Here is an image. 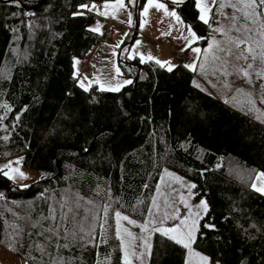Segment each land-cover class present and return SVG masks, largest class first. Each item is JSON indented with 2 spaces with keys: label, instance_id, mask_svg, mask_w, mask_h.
<instances>
[{
  "label": "trees",
  "instance_id": "16d2710c",
  "mask_svg": "<svg viewBox=\"0 0 264 264\" xmlns=\"http://www.w3.org/2000/svg\"><path fill=\"white\" fill-rule=\"evenodd\" d=\"M102 1L110 0H0V159L20 155L42 173L20 187L0 172V246L24 264H126L114 212L143 219L168 167L207 202L198 229L215 225L208 230L219 236L221 259L264 264V194L252 187L264 172V125L179 64L169 72L156 60L127 58L129 39L118 66L131 84L118 92L79 87L73 59L100 41L89 27L94 15L80 6ZM182 1L167 3L203 47L212 19L205 24L195 0ZM144 2L137 0L136 21ZM62 204L73 208L71 221ZM185 257L182 245L153 233L148 264Z\"/></svg>",
  "mask_w": 264,
  "mask_h": 264
},
{
  "label": "rangeland",
  "instance_id": "374dc122",
  "mask_svg": "<svg viewBox=\"0 0 264 264\" xmlns=\"http://www.w3.org/2000/svg\"><path fill=\"white\" fill-rule=\"evenodd\" d=\"M105 3L109 5L108 8L104 7ZM159 3H165L169 11L177 12L164 0H153L152 7H149L145 0L138 9L136 21L135 6L129 4L128 0H125L127 9L124 11L114 7L117 0L90 3V8L86 11L93 14L95 19L89 27L91 29L99 28V31L95 32L100 35V41L84 56L73 59V74L79 73V76L75 77L77 84L82 80L85 88L97 86L100 89L101 84L104 88H108L122 83L123 80H129L122 75L121 71V75L116 74V68L119 67L118 50L129 39V42L132 40V44L127 49V58L135 56L141 60L139 54H143V61L149 60L148 56L150 55L153 60L168 62L171 65L177 63L195 64L196 70H190L195 73L197 82L206 87L218 99H224L227 96V105L264 125V58L259 54L256 59L251 58L253 54L259 53L261 47L264 46V16L255 17L256 22L246 19L245 13L249 9L245 5L248 0H195L199 16L203 13L197 5H207V16L212 19L211 34L207 43L201 47L198 43L195 45L197 39L190 38L193 31L189 25L181 17L180 21H177L175 17L166 14L163 9L154 6ZM92 5H95L94 9L91 8ZM146 7L148 12L145 15L144 8ZM259 11H264V9ZM99 12H107L108 15H99ZM127 12L132 13L131 23H129ZM107 20L114 23V28L117 31L115 38H110L105 34L104 23ZM216 28L223 31L216 32L214 31ZM162 37L167 40L159 45V40ZM214 39L219 42V45L209 50V45ZM236 39L247 41L254 53L250 54L246 45L237 48L229 42ZM197 47L201 49L200 53L192 51ZM220 48L231 49L232 55H228L226 51H220ZM122 55H124L123 52ZM237 56L249 58L237 59ZM164 59L166 60L164 61ZM249 64L252 65L251 68L247 67ZM201 65H203V71H201ZM244 71H247L249 76L245 77ZM97 79L99 84L96 82ZM20 158L22 157L18 155L13 158L0 159V170L7 171L8 176H16L17 173L13 169L22 172L23 177L11 180L23 187L39 180L42 173L37 169L25 166ZM6 165H10V167L5 168ZM260 172L262 171L256 172L252 184L256 183L258 187H264V182L256 180V176ZM190 185H194L190 179L164 167L143 219L134 220L120 211L114 212L115 233L117 235V229H119L120 235L124 237L123 241L118 238L121 259L124 262H126L125 248H127L128 264H148L149 248L145 246L144 242L147 240L150 245L151 236L156 228H171L179 225L180 220L174 218L177 216L186 220L190 225L193 220L197 219V212L204 215L199 206L201 201L205 200L204 198L196 199ZM116 213H120V218L116 217ZM123 217L128 219L125 220ZM199 221L200 219L197 221V227ZM145 226H147L146 229ZM125 229L127 232L124 231ZM211 231L202 229L196 233L197 238L192 244L193 254L190 255L186 250L185 264H202L200 256H207L209 264H229L221 259L219 247L213 246L220 240L219 236L217 237L218 234ZM128 232L132 236H128ZM197 253L199 255H195ZM236 260L234 258L232 263L237 264ZM239 262L241 264L242 261ZM0 264H24V260L0 246Z\"/></svg>",
  "mask_w": 264,
  "mask_h": 264
},
{
  "label": "snow or ice",
  "instance_id": "6c2138e0",
  "mask_svg": "<svg viewBox=\"0 0 264 264\" xmlns=\"http://www.w3.org/2000/svg\"><path fill=\"white\" fill-rule=\"evenodd\" d=\"M19 2H20V0H17V4H19ZM128 3L133 5V6H135L136 3H137V0H128ZM147 3H148L149 7L153 6V0H147ZM171 3H173L174 5H178V4L182 3V0H171ZM154 6L156 8H158V9H163L166 12V14H168L170 16H173V17L176 18L177 21H180V16L177 14V12L169 11L167 9L165 3H159V4H156ZM197 6L200 7L201 13H203V14H201L199 16V19L201 21H203L205 24H208L209 23V18L207 16L208 6L207 5H201V4H198ZM104 7L108 8L109 5L107 3H105ZM114 7H116L118 10H121V11H124V10L127 9V5L125 4V0H117V4ZM221 7H223V5H221ZM245 7L249 9V11H247L245 13V18L246 19H251L252 22H256L255 21V17L264 16V11H259L260 9H264V0H248V3L245 5ZM80 8L89 9L90 6L87 5V4H84V5H81ZM91 8L94 9L95 5H92ZM147 12H148V8L146 7V8H144V14L146 15ZM83 14H84L83 12L74 13V15H83ZM98 14L99 15H105V16L108 15L107 12H99ZM127 15L129 17V23H131V15H132V13L131 12H127ZM90 30L91 31H99V28L90 29ZM214 31L222 32L223 30L220 29V28H216V29H214ZM238 31H239V29H238ZM190 38L191 39H200L199 37L195 36L194 32L191 33V37ZM229 42L234 44V46L237 47V48H240L241 45H246L247 46V51L250 54L254 53V50L251 47V45H248L247 41H245L243 39H236L234 41L230 40ZM218 45H219V42L214 39L212 44L209 45V50H211L214 46H218ZM124 51H126V50H124ZM192 51L196 52V53H200L201 49L197 47V48H193ZM220 51H226L228 55H232L231 49H227L226 50V49L220 48ZM257 54L261 55V57L264 58V46L261 47V50H260L259 53L253 54L251 56V58L252 59H256L257 58ZM139 55L141 56V62H144L143 61V54H139ZM130 58H135V56H132ZM213 58L216 59V57H213ZM248 58L249 57H247V56H237V59H248ZM148 59L152 60L153 57H151L149 55ZM77 63H78V61H77ZM156 63L160 64L161 67H166L167 71H169V72L173 71L174 67H176L175 65H171L168 62H161L159 60H156ZM184 67L190 68L193 71L196 70V65L195 64L184 65ZM247 67L251 68L252 65L249 64ZM201 71H203V65H201ZM116 74L117 75H121L119 67L116 68ZM243 74H244L245 77L249 76V73L247 71H244ZM77 76H79L78 72L74 74V78L77 77ZM96 82L99 84V80L98 79H97ZM132 82H133L132 80H123L122 83H117L114 87L110 86L108 88H104V86L101 84L100 85V90L101 91H105L106 90V91L118 92V91H120V89L124 85L131 84ZM78 84H79V87L85 88V84H84V82L82 80L78 81ZM197 87H199V85H197ZM85 90H87V89L85 88ZM5 139H7V137H5ZM20 159H22V158H20ZM8 167H10V165H6L5 166V168H8ZM13 171L17 173L16 176H8V172L7 171L0 170V172H2V174L4 176H8L9 179H17V178H20V177L24 176V174L22 172H19L16 169H13ZM256 180L264 182V172L258 173L257 176H256ZM189 187L190 188H195V185H190ZM252 187L256 191L264 193V187H258L256 183H253ZM199 207L203 210V214L206 215L208 213L209 209H208L206 201L202 200ZM65 208L67 210V213H73V216L65 215V216L62 217V219L71 221L72 219H74V215H75L74 214V210H73L72 207L62 204L61 205V211H64ZM104 213H105V216H106L107 215V209H104ZM116 217L120 218V213H116ZM50 218L52 220H55L56 216L53 214ZM169 218H173V217H169ZM174 218L180 220V224L179 225L173 226L171 228L160 227V228H156L155 231L159 232L162 236L172 240L176 244L182 245L183 248L188 250L189 254L192 255L193 254L192 253V244L195 242V240L197 238L196 233L199 231V229L197 227V221L202 218V215H201L200 212H197L196 213V218L197 219L193 220L190 225L187 224L186 220H184V219H182V218H180L178 216L174 217ZM123 219L127 220L128 218L127 217H123ZM132 223H134V222H132ZM204 227L214 230L215 225L214 224H205ZM146 228H147V226H145V229ZM63 230L65 232H68V228L67 227H65ZM124 231L127 232V229H125ZM56 234H58V231H57ZM127 235L128 236H132V234L130 232H128ZM201 235H203V233H201ZM117 237L119 239H121L122 241L124 239V237L120 235V230L119 229H117ZM144 243H145V246L150 249V245L148 244V241L145 240ZM66 246L67 245H65V247ZM195 255H199V254L197 253ZM127 256H128V252H127V248H125L126 264H128ZM200 261L202 262V264H209V258L207 256H200Z\"/></svg>",
  "mask_w": 264,
  "mask_h": 264
},
{
  "label": "built area",
  "instance_id": "2783aa9c",
  "mask_svg": "<svg viewBox=\"0 0 264 264\" xmlns=\"http://www.w3.org/2000/svg\"><path fill=\"white\" fill-rule=\"evenodd\" d=\"M105 28V34L108 35L110 38H114L117 35V31L114 28V23L110 20L105 21L104 23ZM166 40L165 37H162L160 40V43L164 42Z\"/></svg>",
  "mask_w": 264,
  "mask_h": 264
},
{
  "label": "crops",
  "instance_id": "0c3cea01",
  "mask_svg": "<svg viewBox=\"0 0 264 264\" xmlns=\"http://www.w3.org/2000/svg\"><path fill=\"white\" fill-rule=\"evenodd\" d=\"M198 13H199V11H198ZM191 29V28H190ZM117 36V35H116ZM115 38V37H114ZM167 40V39H166ZM165 40V41H166ZM164 41V42H165ZM164 42H162V43H164ZM162 43H160V40H159V45H162ZM196 43H198V39L196 40V42H195V45H197ZM199 44V43H198ZM199 46H200V44H199ZM196 47V46H195ZM135 58H137V57H135ZM166 59H164V61H165ZM177 64H179V65H181V66H183L184 67V65L185 64H180V63H177ZM184 68H186V67H184ZM187 70H189V71H191V72H193L192 70H190V68H186ZM228 97L227 96H225V98L224 99H220L223 103H226V99H227Z\"/></svg>",
  "mask_w": 264,
  "mask_h": 264
},
{
  "label": "water",
  "instance_id": "95a60500",
  "mask_svg": "<svg viewBox=\"0 0 264 264\" xmlns=\"http://www.w3.org/2000/svg\"><path fill=\"white\" fill-rule=\"evenodd\" d=\"M164 1L169 2L170 4H173V3H171V0H164ZM182 3H183V1H182ZM182 3H180V4H182ZM134 12H135V17H136V9L134 10ZM135 27H136V25H135Z\"/></svg>",
  "mask_w": 264,
  "mask_h": 264
}]
</instances>
